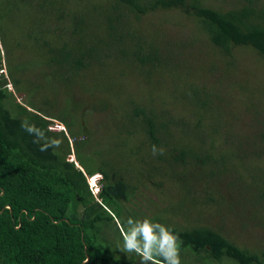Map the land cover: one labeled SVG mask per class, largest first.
Returning a JSON list of instances; mask_svg holds the SVG:
<instances>
[{"label": "trees", "instance_id": "obj_1", "mask_svg": "<svg viewBox=\"0 0 264 264\" xmlns=\"http://www.w3.org/2000/svg\"><path fill=\"white\" fill-rule=\"evenodd\" d=\"M216 6L203 0H0V41L5 52L0 67L2 61L7 63L10 82L6 79L14 94H24L21 101H15L2 85L4 79H0V264H141L138 255L127 257L117 253L116 247L109 249L111 238L105 227L112 222L118 232L115 215L122 210L125 219L142 220V210L138 205L136 211L123 204H136L135 185L129 184L118 168L104 159L93 167L79 160L86 132L91 130L80 122L79 111L96 108L77 100L70 88L77 78L85 77L90 66L106 60L143 69L150 76L155 69L182 73L176 71L178 64L171 60L172 45L149 42L137 33L140 17L159 10L175 9L193 17L220 54L230 55L232 47L243 45L264 58V0H234L224 9ZM166 49L168 56L163 54ZM29 66L38 68L30 74L39 76V83L27 79ZM220 94L204 83L187 85L177 98L186 103L191 100L187 105L192 122L178 123L168 113L160 115L145 105L140 107L141 103L131 104L126 114V137L133 140L140 134L142 139L138 138L136 145L145 141L149 152L155 145L163 149V154L152 153L141 175L133 168L125 172L149 180L151 173L162 178L167 171L175 179H183L187 176L184 169L189 168L196 184L202 177L200 170L206 168L205 177L225 180L222 174L226 166L237 167L241 141L226 131L224 136L213 117L221 107ZM55 96L68 106V116L62 113L63 105L52 103ZM244 109L255 122H261V111L249 96ZM163 114L166 118L158 121L156 117ZM53 120L65 126L69 145L63 130L51 127ZM171 125L178 126L179 136L174 135ZM257 135L264 139L262 132ZM221 138L223 144L231 138L236 142L233 147L226 145V151L218 147ZM253 144L248 143L249 147ZM69 146L75 156L72 161L66 159L71 153ZM130 154L138 160L137 151ZM74 160L78 166H74ZM175 167L181 170L173 172ZM94 173L101 175L99 199L91 195L86 183V175ZM240 176L235 169L229 183ZM154 184L160 185L161 180ZM200 192L204 196H191L188 204H205L196 197L217 204L206 190ZM249 199L243 197V205L250 204ZM257 199L263 204V193ZM155 217L178 237L179 249H187L205 263L225 259L264 264V249L240 247L206 225H169Z\"/></svg>", "mask_w": 264, "mask_h": 264}, {"label": "rangeland", "instance_id": "obj_2", "mask_svg": "<svg viewBox=\"0 0 264 264\" xmlns=\"http://www.w3.org/2000/svg\"><path fill=\"white\" fill-rule=\"evenodd\" d=\"M233 1L203 0L207 5H217V8L222 9L233 5ZM139 23L137 33L145 37L147 41L157 42L158 45L161 42L165 46L172 45L171 60L178 64L176 71L182 73L155 69L152 70L154 72L150 76L146 75L143 69L109 60L100 65L90 66L85 77L77 78V85L70 88L75 92L77 100L82 103L86 101L88 105L96 108L92 110L85 107L79 111L80 122L85 123L84 126L91 129L86 132L79 152V160L88 167H93L98 164L99 159H104L109 166L118 168L129 184L135 185L136 204L131 205L128 201L123 204L132 206L136 211L138 205V208L142 210L143 219L162 224L156 220L155 215H157L169 225L179 226L185 223L206 225L240 247L250 250L264 249V202L262 204L257 199L260 193L264 195V139H259L257 135L259 132L264 134V126L261 125V122L264 123V58L250 47L243 45L232 47L230 55L220 54L207 41L195 19L183 15L179 10L167 9L151 12L141 16ZM163 54L168 56V49L163 51ZM4 56V48L0 41V57L3 59ZM37 69L35 66H29L26 71L27 79H35L39 83L41 78L30 74ZM6 77L10 82L7 63L4 65L2 61L0 67V79H4L2 85L11 91V94L15 96V101H21L24 94L19 92L15 95L12 84ZM197 83H204L216 94L222 93L220 94L223 98L220 101L221 107L213 112L215 115L213 117L217 119L223 134L226 131L232 135L231 137H236L241 141V149L236 157L237 167L226 166L222 174L226 176L225 180L216 176L207 178L205 177L206 168L201 169L202 177L197 178L196 184L191 180L193 171L189 168L184 169L187 176L183 179H175L167 171L162 178H158L155 173H151L152 177L149 180L141 178L138 174L145 173L146 163L152 160V152H149L147 144L144 145L145 141L143 145L134 143L138 138L142 139L140 134L134 135L133 140L126 137L128 107L133 103L135 105L141 103L140 107L145 105L160 115L168 113L172 121L192 122L193 114L190 111L188 113L189 106L187 105L191 100L186 103L177 97L187 85ZM175 88L178 89L175 90ZM223 93H226L225 97ZM248 96L251 97L252 103H255V107L261 111V122H255L249 112L244 109ZM59 99L56 96L53 99L51 97L53 104L62 106L63 99ZM63 106L65 109L62 113L68 116V106L66 104ZM208 113L209 111L206 110L205 114ZM160 115L156 117L158 121L166 118V114L162 117ZM59 125L69 145L70 137L68 133L66 134V128L61 123ZM74 127H77L76 124ZM175 127L178 126L171 125L170 128L174 135L176 134L175 136H179L176 133L178 128L175 129ZM60 128L56 127L54 130L59 131ZM254 135H257V138L254 139ZM218 140V147L223 150H226V145L233 147L232 144L236 142L232 138L224 144L222 143L223 138ZM253 141L254 146L249 147L248 143ZM259 150L263 153L259 154ZM132 151H137L138 160L130 154ZM70 152L66 157L67 160L75 157L71 148ZM127 168H133L138 174L129 170L125 172ZM259 168L261 171L257 172L256 176H252ZM235 169L241 174V179L234 180L230 184V175ZM180 170V167L172 169L173 172ZM94 175L99 176V173ZM97 176L92 180L97 179ZM86 177L89 176L86 175ZM159 179L161 184H154ZM201 189L206 190L217 201V204L201 197L196 198L200 200L199 203L205 202L203 206L188 204L187 200L191 196H204L202 192L197 193ZM94 191L95 189L93 192L90 191L91 195L95 194ZM243 197H250V204L243 205ZM177 210L181 212L172 214ZM114 219L118 225V232L112 222L105 227L111 238L109 249L116 247V252L119 254L127 257L137 256L122 250V231L128 227V219H125L124 212L121 210V213L115 215ZM121 219H124L125 224L121 222ZM179 253L181 264H208L203 259H198L193 253H189L187 249H179ZM211 264L239 263L222 259L220 262Z\"/></svg>", "mask_w": 264, "mask_h": 264}, {"label": "clouds", "instance_id": "obj_3", "mask_svg": "<svg viewBox=\"0 0 264 264\" xmlns=\"http://www.w3.org/2000/svg\"><path fill=\"white\" fill-rule=\"evenodd\" d=\"M59 123L54 121L51 127L60 128ZM152 153L153 155L163 154V149L158 150L153 145ZM74 164L78 166L75 161ZM91 175L86 177V183L91 192L95 189L93 196L97 199L98 181L101 175H96L98 178L95 180L92 179L96 176ZM127 224V229L122 231L123 251L138 255L141 258V264H181L179 239L167 226L150 219L133 220L132 218L128 219Z\"/></svg>", "mask_w": 264, "mask_h": 264}]
</instances>
